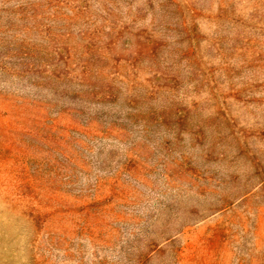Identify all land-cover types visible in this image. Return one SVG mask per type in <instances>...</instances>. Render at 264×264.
Instances as JSON below:
<instances>
[{
    "label": "rangeland",
    "instance_id": "rangeland-1",
    "mask_svg": "<svg viewBox=\"0 0 264 264\" xmlns=\"http://www.w3.org/2000/svg\"><path fill=\"white\" fill-rule=\"evenodd\" d=\"M0 264H264V0H0Z\"/></svg>",
    "mask_w": 264,
    "mask_h": 264
}]
</instances>
